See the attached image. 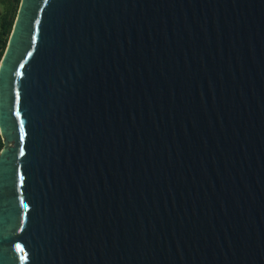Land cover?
I'll return each instance as SVG.
<instances>
[{"label": "water", "instance_id": "95a60500", "mask_svg": "<svg viewBox=\"0 0 264 264\" xmlns=\"http://www.w3.org/2000/svg\"><path fill=\"white\" fill-rule=\"evenodd\" d=\"M0 137V264H264V0H20Z\"/></svg>", "mask_w": 264, "mask_h": 264}, {"label": "trees", "instance_id": "16d2710c", "mask_svg": "<svg viewBox=\"0 0 264 264\" xmlns=\"http://www.w3.org/2000/svg\"><path fill=\"white\" fill-rule=\"evenodd\" d=\"M20 0H0V59L4 53L12 26L16 17ZM3 146L0 137V150Z\"/></svg>", "mask_w": 264, "mask_h": 264}, {"label": "rangeland", "instance_id": "374dc122", "mask_svg": "<svg viewBox=\"0 0 264 264\" xmlns=\"http://www.w3.org/2000/svg\"><path fill=\"white\" fill-rule=\"evenodd\" d=\"M2 6L0 5V12H1Z\"/></svg>", "mask_w": 264, "mask_h": 264}]
</instances>
